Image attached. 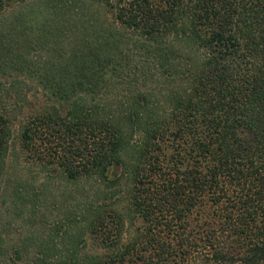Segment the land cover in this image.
Here are the masks:
<instances>
[{
	"label": "trees",
	"instance_id": "obj_1",
	"mask_svg": "<svg viewBox=\"0 0 264 264\" xmlns=\"http://www.w3.org/2000/svg\"><path fill=\"white\" fill-rule=\"evenodd\" d=\"M67 1L0 0V71L46 98L16 143L0 104V176L18 145L84 192L31 264L264 262V0Z\"/></svg>",
	"mask_w": 264,
	"mask_h": 264
},
{
	"label": "rangeland",
	"instance_id": "obj_2",
	"mask_svg": "<svg viewBox=\"0 0 264 264\" xmlns=\"http://www.w3.org/2000/svg\"><path fill=\"white\" fill-rule=\"evenodd\" d=\"M67 2L73 9L82 7L77 0ZM32 56L39 58L40 53L36 52ZM130 57V72H133L134 66L139 65L141 61L135 51H132ZM128 79L129 76L124 80V84L117 87L121 95L128 96L129 92L135 89L133 82H126ZM18 80L12 75H3L0 71V104L10 109L17 118L11 124L14 143L19 135V122L46 103L45 95L36 90L34 85L23 80L18 83ZM139 84L144 90L156 86L154 81L143 83L139 80ZM110 94L113 97L115 93ZM85 187L86 192L90 184ZM20 188L24 189L23 195L16 194ZM83 195L81 186L69 183L52 168L47 169L33 161L18 145L12 146L8 152L4 174L0 176V246L3 250L7 249L5 256L0 258V263L11 259L14 264H31L36 257V246L47 239V235L64 214L63 209H74L75 201L84 200ZM30 240L34 242H29ZM25 244L31 249L30 254L21 253L19 259L14 258V252L21 251ZM188 264L206 263L191 259Z\"/></svg>",
	"mask_w": 264,
	"mask_h": 264
}]
</instances>
